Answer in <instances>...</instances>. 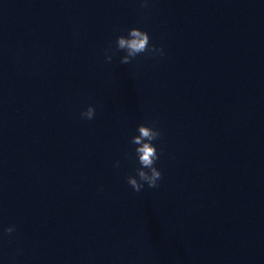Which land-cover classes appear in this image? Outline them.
Instances as JSON below:
<instances>
[{
    "label": "clouds",
    "instance_id": "1",
    "mask_svg": "<svg viewBox=\"0 0 264 264\" xmlns=\"http://www.w3.org/2000/svg\"><path fill=\"white\" fill-rule=\"evenodd\" d=\"M140 7L147 8L148 0H140ZM116 48L112 50L111 45L105 49V58L107 62H111L115 52H124L120 57L121 64H129L134 58L140 54L147 53L150 56L164 55L163 47H157L150 42V36L147 31L140 28H130L127 35H119L116 37ZM96 109L89 105L80 113L81 118L92 120L95 118ZM138 135L131 137L130 143L136 145L135 155L139 167L135 169V175H128L126 182L134 192L139 193L143 190L145 184L148 188L159 187V181L162 179V172L156 167V162L162 154V150L158 153L153 141L158 140L162 133L155 121L142 123L137 126ZM119 166V161L116 162ZM15 231V226L11 225L4 229V234H12Z\"/></svg>",
    "mask_w": 264,
    "mask_h": 264
}]
</instances>
